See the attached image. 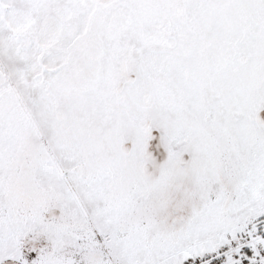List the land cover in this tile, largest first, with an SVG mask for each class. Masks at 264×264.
<instances>
[{"label": "snow or ice", "instance_id": "obj_1", "mask_svg": "<svg viewBox=\"0 0 264 264\" xmlns=\"http://www.w3.org/2000/svg\"><path fill=\"white\" fill-rule=\"evenodd\" d=\"M0 264H264V0H0Z\"/></svg>", "mask_w": 264, "mask_h": 264}]
</instances>
